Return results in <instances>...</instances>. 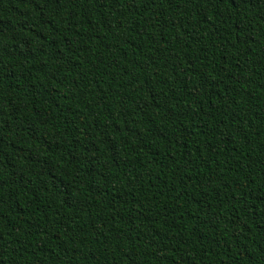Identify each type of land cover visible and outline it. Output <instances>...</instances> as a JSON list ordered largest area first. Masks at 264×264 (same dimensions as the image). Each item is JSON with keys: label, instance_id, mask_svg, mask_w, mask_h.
<instances>
[{"label": "trees", "instance_id": "obj_1", "mask_svg": "<svg viewBox=\"0 0 264 264\" xmlns=\"http://www.w3.org/2000/svg\"><path fill=\"white\" fill-rule=\"evenodd\" d=\"M0 264H264V0H0Z\"/></svg>", "mask_w": 264, "mask_h": 264}]
</instances>
